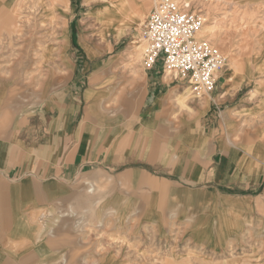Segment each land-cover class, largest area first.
Returning <instances> with one entry per match:
<instances>
[{
    "label": "crops",
    "instance_id": "crops-1",
    "mask_svg": "<svg viewBox=\"0 0 264 264\" xmlns=\"http://www.w3.org/2000/svg\"><path fill=\"white\" fill-rule=\"evenodd\" d=\"M232 2L263 29L180 108L158 63L136 69L135 114L105 107L121 92L107 96L99 76L116 68L93 76L90 57L66 78L44 67L32 101L8 97L2 69L0 264H264V0ZM79 178L101 180L100 228L92 211L58 210L94 203Z\"/></svg>",
    "mask_w": 264,
    "mask_h": 264
},
{
    "label": "rangeland",
    "instance_id": "rangeland-1",
    "mask_svg": "<svg viewBox=\"0 0 264 264\" xmlns=\"http://www.w3.org/2000/svg\"><path fill=\"white\" fill-rule=\"evenodd\" d=\"M112 1L123 2L108 0V3ZM177 1L190 3L192 9L203 14L205 23L198 36L209 38L222 48L231 63L241 60L242 54L253 49V34L263 29V22L256 21L258 14L253 9L240 7L232 0ZM124 3L131 13L143 8L146 16L142 18L143 21L115 35L98 17L100 7L107 4L106 0H0V72L3 69L4 78L12 79L15 83L14 89L7 92L8 97L20 99L21 102L32 101L44 86V67L46 72L61 67L66 78L72 73V66H76L77 57L81 61L89 60L90 57V72L93 76L99 65L116 68L111 74L102 71L99 76L107 77L103 87L107 96L111 94L115 98L121 92L120 97L112 99L111 104L105 107L111 112L121 110L127 114L138 113L139 96L146 88L133 81V78L138 77L136 69L144 71L148 68L144 53L147 41L144 43L143 29L153 0H124ZM134 39L139 40L140 48L132 51L130 43ZM157 63L162 66L163 58ZM166 74L172 86L168 93L173 99L171 109L180 108L185 98L204 95L194 92L187 79H175L169 72ZM183 87H186L185 93L182 92ZM133 95L137 96L136 99ZM196 114L191 111V115ZM79 180L78 187L83 186L86 192L90 190L88 193L93 196L94 203L89 206L86 203L71 207L59 205L58 210L92 211V222L96 228H100L104 222L101 180ZM110 205L112 214L119 210L118 202ZM123 209L127 208L124 206ZM79 216L80 226H85L86 217ZM110 221L112 229L118 226V219L112 217Z\"/></svg>",
    "mask_w": 264,
    "mask_h": 264
},
{
    "label": "built area",
    "instance_id": "built-area-1",
    "mask_svg": "<svg viewBox=\"0 0 264 264\" xmlns=\"http://www.w3.org/2000/svg\"><path fill=\"white\" fill-rule=\"evenodd\" d=\"M204 23L203 14L190 3L153 0L143 35L148 67L162 57L166 72L175 79H187L194 92L205 95L215 90L229 56L209 38L198 36Z\"/></svg>",
    "mask_w": 264,
    "mask_h": 264
},
{
    "label": "bare ground",
    "instance_id": "bare-ground-1",
    "mask_svg": "<svg viewBox=\"0 0 264 264\" xmlns=\"http://www.w3.org/2000/svg\"><path fill=\"white\" fill-rule=\"evenodd\" d=\"M106 2V5L100 7L98 11V17L106 24V26H108L109 31H111L115 35H120L122 33V30L125 31V29L136 25L138 21H143L146 16V12L143 11V8L142 10L140 9L135 13H131L128 9V6L124 3V0L123 2L118 3L115 1L108 3V0H106ZM144 43H146V40ZM139 48V40H132L130 43V50L134 51L135 49ZM146 49L147 47L145 48L144 53H146Z\"/></svg>",
    "mask_w": 264,
    "mask_h": 264
}]
</instances>
